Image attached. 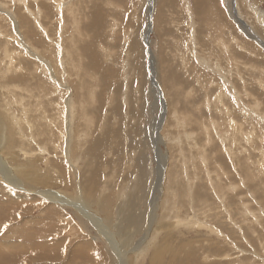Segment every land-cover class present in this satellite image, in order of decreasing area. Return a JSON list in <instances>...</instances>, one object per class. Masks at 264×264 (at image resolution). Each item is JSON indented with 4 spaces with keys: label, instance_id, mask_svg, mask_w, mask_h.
<instances>
[{
    "label": "rangeland",
    "instance_id": "1",
    "mask_svg": "<svg viewBox=\"0 0 264 264\" xmlns=\"http://www.w3.org/2000/svg\"><path fill=\"white\" fill-rule=\"evenodd\" d=\"M26 1L29 4V9L35 10L34 13L39 12L37 13L38 24L48 27V37L43 36L42 43L36 41L35 32L29 31V34L34 36V46L40 52H44L42 55L44 57L53 55L59 57V48L51 40L59 39V36L65 42L66 50L71 49V60L76 63L77 67H69L68 74H64L63 65L65 64L62 65L61 62L57 65L61 69L57 78L62 79L65 86L69 87L67 93L73 94L74 114L72 115L74 116L71 121L79 122L83 127L80 120L85 124L87 121L83 117L84 112L81 111V108H84L87 111H85V116L91 120L88 123L92 132L88 131V139L92 137L89 133L94 136L104 135L107 138L99 146L101 150L98 151L99 154L95 155L94 163L92 162L89 166L80 164L78 167L75 164L74 169L70 166L67 167L66 159L60 154V136H62L60 124L62 120L64 121V115L60 114V111L64 108L62 102L65 98L63 96L66 93L65 87L50 77L52 81L48 80L49 83L40 85L41 88L35 79L26 78L28 73L26 69H24L25 75H21V72L24 71L22 70L24 66L20 62L21 58L23 56L27 57V60L30 58L25 54L23 47L15 41L14 37L17 33L13 21L7 14L0 13V32L2 34H0V39L6 36L8 38H4V40L11 41L0 40L7 43L0 42V112L5 114L3 112L7 110L4 109L5 106L11 104L10 110L6 112L10 116L14 115L18 120L15 104L20 107L16 99L21 96L29 105L27 119L31 121L36 131L33 132L35 139L33 136V139H30V142H25L24 145H20L13 134L15 139L13 147L0 146V171L4 168L12 172L14 168L21 167L20 165H25L27 161H30L31 163L26 165L27 169L32 172L36 170L35 173L42 175L41 177L46 180V185L40 184L35 187L19 179L15 181L5 179L0 172V264H124L122 257L125 254L122 255L121 247L124 244H122L124 239L127 240V244L132 242V245L126 246L127 256H131V261L128 264H149L151 253L156 252L152 251L155 247L161 248L160 252H162L161 254L159 252L157 264H225L226 262V264H264V169L262 170L264 168V45L247 36L246 32L237 24V20L233 19L237 18L235 10L237 3L244 20L249 21L252 25L257 24L258 13H264V0H216L217 6L230 15L227 16L229 21L224 19V24L223 19H221L222 23L213 22L214 26H217L216 30L223 31L224 39H221L215 32L212 21L210 22L209 19L198 14L194 7V0H188L191 12L184 9V0H155L160 21H158L157 27L152 24L149 34L151 54H148L147 48L146 50L142 48L144 46L142 44L143 32L148 23L147 19H149L148 0H67L70 4L66 0H62V2L61 0ZM0 2L11 10H13V4L21 6V2L18 0H0ZM60 2L62 7L59 8L62 10L58 11L55 9V5ZM227 3L231 4L229 9L232 12L229 14L225 7ZM150 14L152 15V12ZM212 14L210 15L212 16ZM211 19L216 20L217 18ZM31 24L33 27L35 23L31 21ZM262 25H264V20ZM22 29L24 28L22 27ZM198 29L201 32L199 36L197 35ZM255 31L264 40V28L262 33L256 27ZM72 33L75 37L79 36L76 42L77 47L68 43ZM231 33L234 34L231 35ZM10 34L11 37L8 36ZM222 43L225 44V49L222 47ZM241 44L243 45L241 46ZM218 45L219 47H217ZM73 48H77L78 52ZM5 49L7 53L4 52ZM66 50L61 51L62 56H69ZM193 54L195 55L193 56ZM151 55L153 56L152 61L150 60ZM68 56L65 58L67 59ZM196 57H202V60L209 61L211 67L198 69L200 63L197 64ZM127 60L134 64V69L127 66ZM238 60L240 67H238ZM57 61L59 62V60ZM234 61H236L235 64ZM185 64L190 69L187 66L185 71L183 68ZM231 64L232 66L236 65V68ZM220 65L222 71L219 68ZM201 69L207 73L206 76H203L206 79L215 76L208 86L200 82L196 83V79L199 78L197 75L203 71ZM153 72L157 74V76L155 75L156 80L153 78ZM224 72L226 75L222 79L224 74L220 75V73ZM35 74L40 75L38 72ZM249 74L250 76H248ZM14 76L26 78L25 82L18 83V80L12 79ZM157 79L161 83L166 79L172 86L169 85L165 91L164 87L159 84L164 90V94H161L162 89L157 86ZM228 79H231L232 85L238 91H243L239 92L242 102L239 103L234 97L231 92L232 88L226 89V92L223 90L227 88L225 81ZM53 81H55V85ZM11 83H18L19 86H13ZM124 83L128 85V88L124 89ZM151 86H153V90H151ZM79 87L81 88L77 89ZM207 87H211L209 93L205 91ZM26 88L29 91L33 90L32 98L29 97V92L25 91ZM174 88L175 94L172 95ZM220 90L221 92H218ZM219 93H221V98L219 96L215 100L213 99L214 103H209L207 105L209 108H206V98L211 94L214 96ZM81 94L83 101L77 103ZM14 95L15 97H13ZM22 102L24 104V101ZM38 102L42 103V108L41 111L36 112ZM227 102L232 103L231 107L235 108L227 107L230 113L225 111V107L229 106ZM238 104L241 106L239 109ZM56 106L62 107L57 108ZM140 107L143 108L142 112ZM244 107L248 109H246L248 112L243 109ZM234 122L235 124H233ZM0 132L3 139L8 135L7 130L0 129ZM226 133L229 138L226 137ZM238 133L240 134L238 135ZM142 136L146 138V141L140 148L137 143L141 142V139L139 140L137 137ZM133 141L136 145L135 151L139 150V154L143 155L144 168L147 169L149 166L146 171L149 176L144 192L142 190L144 184L140 189L143 182L139 178L141 169L138 165L139 156L136 153L132 154L131 151H124V148H127ZM154 145L157 146L156 151ZM227 148L231 149L230 154ZM261 149L263 150L261 151ZM259 152L260 154H258ZM243 155L247 158H244ZM231 157L235 158L232 160ZM58 160L63 164L64 170H60L55 163ZM32 162H34L33 165ZM254 162H260V164L256 163L257 165H255ZM248 166L251 168L249 169ZM234 167L241 172V178L236 176ZM94 169L97 175H93ZM207 171L210 172L209 175L213 182H217L221 190L213 192L212 188H209L210 190L208 189L205 195L195 194V198L199 197L196 198V201L194 198V202L191 204L187 195H184L188 194V190L184 188L186 184L184 180L196 175L198 180L201 179V184H206V179L203 177ZM64 177L68 179H64ZM243 184H248V186ZM166 185L169 186V191H166L165 194L164 186ZM179 185L184 191L180 189L181 187H177ZM22 188L40 190L42 193H33V191L27 194ZM176 188L180 192L177 196L174 195ZM250 189L252 191H249ZM46 190L59 191L74 202L77 201L79 192H107L108 195L105 197H112V201L108 204L112 206L111 209L115 210L114 215L122 217L127 214V210H129L127 204L130 201L136 211L140 210L138 213L136 212L138 221L135 227H138V230L133 231L132 228L135 224L129 223L127 217L124 229H120L121 232L118 231L119 228L115 227L117 219L115 222L107 224V221L99 213L86 219L84 217L86 215L77 212L79 207L71 205V201L70 204L60 205L54 201L53 197L47 199L45 195H42ZM122 192L126 197L121 201L117 200V196ZM222 192H224V202L220 199ZM180 194L182 195L180 196ZM202 196L204 197L202 198ZM142 197L143 199H140ZM205 197L206 199H204ZM69 200L66 201L69 202ZM200 202L202 203L200 204ZM230 202L233 204L231 205ZM232 207L236 210L234 211ZM94 212V208L91 209V213ZM224 212L227 213L224 214ZM133 216L134 214L131 213L128 218L132 219ZM93 220H95L96 226L99 223L98 226L106 225L108 227L104 233L109 235V239L99 235L102 232H97L91 226ZM158 221L165 223V227L162 228ZM227 223L235 225V227ZM210 225L211 227H209ZM158 226L161 232H158L160 234H156L157 230L154 232L156 236L151 247L143 256L136 254L138 249H131L135 245L134 243H138L143 234L147 236V230L152 231L154 227L158 228ZM254 228L256 229L254 230ZM95 234L98 235L95 236ZM92 237H95V240ZM164 247L165 249H163Z\"/></svg>",
    "mask_w": 264,
    "mask_h": 264
},
{
    "label": "bare ground",
    "instance_id": "2",
    "mask_svg": "<svg viewBox=\"0 0 264 264\" xmlns=\"http://www.w3.org/2000/svg\"><path fill=\"white\" fill-rule=\"evenodd\" d=\"M71 1V0H70ZM18 2H21V6H18V5H15V4H13V7H12V9L13 10H11V9H7L4 5H3V3H1L0 2V13L1 14H7L8 15V17H10V19L13 21V24L15 25V27H14V29H15V32L17 33L16 34V37H14L15 38V41H17L18 43H19V45H21L22 47H23V50H25V54H27V56H29V60H27V57H25L24 58V56L21 58V60H20V62L23 64V69L22 70H24V69H26L27 71H28V73H27V77L26 78H32V79H35L36 81H37V84H38V86L39 87H41L40 85H42V84H44V83H49V81L48 80H51L50 79V77L52 78V79H55L56 81H58V83L59 84H61L63 87H65V95H63L65 98H64V101L62 102V106L64 107L63 108V110L62 111H60V114L62 113L63 115H64V121L62 120V122H61V124H60V126H61V130H62V132L60 131V133H62V136H60V154L62 155V157H64L65 159H66V162H67V167L69 168V166L70 167H72L73 169H74V165L76 164L77 165V167H78V165H80V164H88V166H89V164H92V162H93V160L95 159V155H97V154H99V150H101L100 148H99V146L102 144V143H104L105 142V139L107 138V136H104V135H102V136H94L93 134H91V133H89L90 134V136H92V137H90L89 139H88V137H89V135H88V131L89 130H91L90 132H92V128H91V126H90V124L88 123V121H91L89 118H87L85 115V111H86V109H84V108H81V111H83L84 112V115H83V117L85 118V119H87V121H86V124L84 123V121H82V120H80L81 121V123L83 124V127L82 126H80V124H79V122H77V123H74V122H72L71 120H73V116L74 115H72V114H74V102H73V98H72V93H67V89H69V87L66 85L65 86V83H64V81L62 80V79H59V78H57V75L60 73V71H61V69L57 66L58 64H61V62H62V65L63 64H65V65H63L64 66V74H68V69H69V67L70 68H72V67H75L76 66V63L75 62H73L72 60H71V49L69 48V49H67L66 50V48H65V42L64 41H62V39H61V37L59 36V39H55V38H53V39H51L52 41H53V43H55L57 46H58V48H59V51H60V53H58L59 54V57L58 56H54L55 57V59H54V57L52 56H50V57H44L42 54H44V52L42 51V52H40L35 46H34V36H32V35H30L29 34V31H31V32H35V35L37 36V40L36 41H38L39 43H42V41L44 40V38H43V36H47L48 37V35H47V28H46V26H44L43 24L41 25H39L38 24V22H39V16L37 15V13H39V12H37L36 11V13H34L33 11H35V10H31V9H29L28 8V2L26 1V0H18ZM61 2H62V0H61ZM61 2L60 3H57L56 5H55V9L56 10H58L59 11V7L61 6L62 7V4H61ZM64 2V1H63ZM66 2H67V0H66ZM157 2V1H156ZM156 2H155V0H148V9H149V19H147L148 20V23L146 24V27L144 28V32H143V39H142V44L144 45V46H142V48H143V50L145 49L146 50V48H147V52H148V54L150 53L151 54V50H150V40H149V34H150V31H151V27H152V24L154 25V27H157L159 24H158V21H160L159 20V18H158V11H157V8H156ZM65 3V2H64ZM68 3V2H67ZM162 3H163V1H162ZM68 4H70V3H68ZM68 4H66L67 6H68ZM217 4H218V2L216 1V0H194V7H195V9L197 10V12H198V14L199 15H203V17L204 18H206V19H209L210 20V22L212 21V23L213 22H216V23H219V22H221V19H223L222 21H223V24L225 23L224 22V19L225 20H227V21H229L228 19V17L230 16V15H227V13L225 12V10H223V9H221V8H219V6H217ZM229 5H231V4H225V7H226V11L228 12V14H229V12H232V10L231 9H229L230 7H229ZM41 6H43V5H41ZM66 6V7H67ZM184 6H185V8L184 9H186L187 11H190L191 12V7L189 6V1L188 0H184ZM210 6V7H209ZM10 7V6H9ZM39 7V6H38ZM37 7V8H38ZM46 7V6H45ZM73 8V7H72ZM40 9V8H39ZM47 9H48V7H47ZM64 9H66V8H64ZM96 9V8H95ZM15 10V11H14ZM42 10V9H41ZM62 9H60V11H61ZM235 10H236V16H237V18H233L234 20H237L236 22H238L237 24L246 32V34H247V36H249L250 38H252V39H254V40H256L257 42H259V44H263L264 45V40L263 39H261V36H260V34H258L256 31H255V27L256 28H258V30L262 33V31H263V28H264V25H262V21L264 20V13L263 12H259L258 14H259V18L257 19V24H255V25H252V24H250V22L249 21H246V20H244V18L242 17V15H241V13H240V11H239V8L237 7V3H236V5H235ZM67 11V10H66ZM72 11V10H71ZM182 11H183V9H182ZM44 12V11H43ZM152 12V15L150 14ZM155 12V14H153ZM62 13V12H61ZM211 13H213L212 14V16L210 15ZM97 14V13H96ZM231 14H233V13H231ZM257 14V15H258ZM60 15V14H59ZM62 15V14H61ZM192 15V14H191ZM38 16V17H37ZM54 17H55V15H53ZM210 16H211V18H217L216 20L215 19H211L210 18ZM228 16V17H227ZM92 17V16H91ZM99 17V16H98ZM37 18H38V20H37ZM64 18V17H63ZM94 18V17H93ZM32 19V20H31ZM40 19H41V17H40ZM49 19V18H48ZM55 19H56V17H55ZM219 19V20H218ZM42 20V19H41ZM52 20V19H51ZM60 20V19H59ZM31 21H33L35 24L33 25V27H32V24H31ZM61 21V20H60ZM97 21H98V19H97ZM192 21V20H191ZM52 22H54L53 20H52ZM96 22V21H95ZM209 22V21H208ZM198 23V22H197ZM222 23V22H221ZM220 23V24H221ZM233 23V22H232ZM58 24V23H57ZM195 24V23H194ZM36 25V27L34 28V26ZM61 25V24H60ZM116 25V24H115ZM184 25V24H183ZM187 25V24H186ZM226 25V24H225ZM224 25V26H225ZM55 26V25H54ZM54 26H52V27H54ZM190 25L188 24V27H189ZM196 26V25H195ZM219 26V25H218ZM231 26V25H230ZM233 26V25H232ZM262 26H263V28H262ZM22 27L24 28V29H22ZM75 27V26H74ZM212 27H215L214 26V23L212 24ZM217 27V26H216ZM216 27H215V30H216ZM219 27H221V25L219 26ZM108 28V27H107ZM209 28V27H208ZM237 28V27H236ZM1 29V28H0ZM62 29H63V27H62ZM194 29V28H193ZM227 29V28H226ZM35 30V31H34ZM236 30V29H235ZM78 31V30H77ZM238 31V30H237ZM241 31V30H240ZM3 32V31H2ZM195 32V31H194ZM197 35L199 36V33H201L200 31H199V29L197 30ZM203 32V31H202ZM216 33H218L219 34V36L221 37V39H224L223 37V31L222 30H216L215 31ZM5 33V32H4ZM58 33V32H57ZM196 33V32H195ZM229 33H230V31H229ZM241 33V32H240ZM0 34H1V32H0ZM7 34V33H6ZM38 34V35H37ZM234 34V33H233ZM232 33H231V35H233ZM2 35V34H1ZM1 35H0V38H1ZM177 35H179V34H177ZM231 35H229V36H231ZM8 36H10L11 37V34L10 35H8ZM190 36V35H189ZM188 36V37H189ZM192 36H193V34H192ZM242 36V35H241ZM13 37V36H12ZM39 37V38H38ZM79 37V36H78ZM78 37H75L74 36V33H72L71 35H70V39H69V41L70 42H68V43H70V45H72V46H76V42H77V39H78ZM237 37V36H236ZM246 37V36H245ZM260 37V38H259ZM4 38H8V37H4L3 36V40L2 39H0V40H2V41H6V40H4ZM13 38V39H14ZM197 38V37H196ZM232 38H233V36H232ZM242 38V37H241ZM12 39V40H13ZM228 39V38H227ZM238 39H240V38H238ZM50 40V41H51ZM185 40V39H184ZM243 40V39H242ZM8 42H11V41H9V39L7 40ZM49 41V40H48ZM195 41V40H194ZM221 41H223V40H221ZM226 41V40H225ZM229 41V40H228ZM1 42V41H0ZM33 42V43H32ZM37 42V43H38ZM219 42V41H218ZM1 43H6V42H1ZM195 43V42H194ZM193 43V44H194ZM196 43H197V41H196ZM221 43V42H220ZM230 43V42H229ZM240 43H241V41H240ZM243 43V42H242ZM7 44V43H6ZM190 44V43H189ZM223 44V46L222 47H224L225 46V44L224 43H222ZM221 45V44H220ZM227 45V44H226ZM243 44H241V46H242ZM46 46V45H45ZM189 46V45H188ZM188 46L186 47L187 49H188ZM198 46H200V45H198ZM236 46V45H235ZM238 46V45H237ZM77 47V46H76ZM184 47V46H183ZM196 47V46H195ZM217 47H219V45L217 46ZM226 47V46H225ZM225 47H224V49H225ZM229 47H231V46H229ZM46 49H47V46L45 47ZM74 49V48H73ZM223 49V50H224ZM231 49V48H230ZM62 50H66V53L67 54H69V56H68V58L66 59L65 57H67V56H62L63 54H62ZM75 50H77V48L76 49H74V51ZM227 50V49H226ZM225 50V51H226ZM240 50H241V48H240ZM239 50V51H240ZM70 51V52H69ZM228 51V50H227ZM231 51V50H230ZM235 51V50H234ZM245 51V50H244ZM4 52H6L7 53V50L5 49V51ZM24 52V51H23ZM77 52H78V50H77ZM222 53H224V52H222ZM239 53V52H238ZM16 54V53H15ZM19 54V53H18ZM227 54H229L228 52H227ZM232 54V53H231ZM234 54V53H233ZM195 54H193V56H194ZM225 55V54H224ZM230 55V54H229ZM235 55V54H234ZM238 55V54H237ZM247 55V54H246ZM16 56V55H15ZM149 57V56H148ZM230 57H232L231 55H230ZM256 57V56H255ZM58 58V59H57ZM184 58V57H183ZM206 58V57H205ZM235 58H237V57H235ZM153 60V56L151 55L150 56V60ZM176 59V58H175ZM181 59V58H180ZM179 59V61H182V60H180ZM196 60H197V64H198V62L200 63V67H198V69H200V68H209V67H211L210 66V64H209V61L207 62V61H205V60H202V57H196L195 58ZM200 59V60H199ZM204 59V58H203ZM57 60H59V62L57 61ZM61 60V61H60ZM151 60V61H152ZM192 60V59H191ZM234 60V59H233ZM236 60V59H235ZM183 62V61H182ZM218 62H219V60H218ZM217 62V63H218ZM227 62V61H226ZM235 62L236 61H234V64H235ZM126 63H127V66L129 67V68H132V69H134V64L132 63V62H129L128 60L126 61ZM153 63H155L154 61H153ZM211 63V62H210ZM216 63V62H215ZM238 63H239V60H238ZM243 63V62H242ZM241 63V64H242ZM188 64V63H187ZM212 64V63H211ZM214 64V63H213ZM220 64H221V62H220ZM230 64V63H229ZM233 64V65H234ZM9 65V64H8ZM7 65V66H8ZM189 65V64H188ZM187 65V66H188ZM227 65V64H226ZM6 66V67H7ZM33 66V67H32ZM187 66H186V64L184 65V70L186 71L187 70ZM190 66V65H189ZM188 66V67H189ZM198 66V65H197ZM231 66H232V64H231ZM236 65H234V66H232V67H235ZM242 66V65H241ZM31 67V68H30ZM77 67V66H76ZM155 67H157L156 66V63H155ZM221 67V65L219 66V68ZM229 67V66H228ZM227 67V68H228ZM238 67H240V63H239V65H238ZM19 68V67H18ZM216 68H218L217 66H216ZM224 68V67H223ZM236 68V67H235ZM154 69V68H153ZM189 69H190V67H189ZM188 69V70H189ZM193 69V68H192ZM197 69V68H196ZM204 69H201V70H203L202 72H200V75H197V77H199V78H197V77H195V78H197L196 79V83H198V82H200V83H203V85L205 84V86H208L213 80H214V78H215V76L213 77V76H210L208 79H206L205 77H203V76H206L207 75V73L206 72H204L205 70ZM211 69V68H210ZM213 69H215V68H213ZM212 69V70H213ZM225 69V68H224ZM223 69V70H224ZM239 69V68H238ZM6 70V69H5ZM9 70V69H8ZM148 70V69H147ZM217 70V69H216ZM220 70H221V68H220ZM240 70V69H239ZM14 71V70H13ZM156 71V70H155ZM219 71V70H218ZM218 71H217V73H218ZM222 71V70H221ZM220 71V72H221ZM227 71V70H226ZM233 71V70H232ZM6 72V71H5ZM8 72V71H7ZM36 72H38V73H40V75H36L35 73ZM188 72V71H187ZM190 72V71H189ZM196 72V71H195ZM239 72V71H238ZM243 72V71H242ZM18 74H19V71L17 72ZM154 73V72H153ZM194 73V72H193ZM214 73V72H213ZM230 73V72H229ZM252 73V72H251ZM221 74H224V75H222V76H224V77H222V79H224L225 78V72L224 73H220V75ZM231 74V73H230ZM241 74V73H240ZM244 74V73H243ZM21 75H25V70L23 71V72H21ZM155 75L157 76V74H155L154 73V77L153 78H155ZM229 75V74H228ZM251 75H253V74H251ZM153 76V75H152ZM151 76V77H152ZM240 76V75H239ZM248 76H250V74L248 75ZM58 77H59V75H58ZM220 77V76H219ZM230 77V76H229ZM234 77V76H233ZM244 77V76H243ZM26 78H22V77H18V76H14L12 79H14V80H18V83L20 82V81H23V82H25L24 81V79H26ZM64 79H65V77H63ZM177 78L179 79V75L177 74ZM221 78V77H220ZM227 78V77H226ZM232 78V77H231ZM245 78V77H244ZM247 78V77H246ZM249 78V77H248ZM251 78V77H250ZM254 78V77H253ZM252 79V78H251ZM255 79H256V77H255ZM254 79V80H255ZM155 80H156V78H155ZM226 80V79H225ZM231 79H228L227 81H225L226 82V86H227V88H224L223 90L225 91L226 89H230V88H232V90H231V92H232V94L234 95V97L238 100V102L240 103V102H242V100H241V98H240V96L239 95H241L239 92L241 91H238L237 90V88L236 87H234L233 85H232V82L230 81ZM253 80V79H252ZM52 81V80H51ZM153 81V80H152ZM251 81V80H250ZM249 81V82H250ZM157 86L158 87H160V89H162L160 92H162L161 94H164V90L166 91V89L168 88V86L169 85H171L170 83H168V81L165 79L162 83H161V81L160 80H158L157 79ZM160 82V83H159ZM245 82V81H244ZM252 82V81H251ZM250 82V83H251ZM257 82V81H256ZM18 83H14V84H12L11 83V85H15V86H19V85H17ZM151 83H153V82H151ZM234 83V82H233ZM246 83V82H245ZM21 84V83H20ZM36 84V85H37ZM53 84L55 85V81H53ZM162 86V87H164V90H163V88L160 86V85ZM236 84V83H235ZM251 84H253V83H251ZM239 85V84H238ZM253 85H255V84H253ZM252 85V86H253ZM37 86V87H38ZM81 87H82V85H80ZM172 86V85H171ZM256 86H257V84H256ZM81 87H79V88H77V89H80ZM123 87H125L124 89H126V88H128V85L126 84V83H124L123 84ZM238 87H240V86H238ZM262 87V86H261ZM42 88V87H41ZM121 88V87H120ZM211 87H207L206 89H205V91L207 92L208 91V93L210 92V89ZM263 88V87H262ZM154 88H153V86H151V90H153ZM251 89V88H250ZM32 90V89H31ZM243 90H244V88H243ZM249 90V89H248ZM254 90H256V89H254ZM257 90H259V89H257ZM25 91H27V92H29V97L30 98H32L33 96V90L32 91H29L28 90V88H26L25 89ZM227 91V90H226ZM225 91V92H226ZM245 91V90H244ZM71 92V91H70ZM78 92V91H77ZM172 95L173 94H175V88L172 90ZM218 92H221V90L220 91H218ZM217 92V93H218ZM241 92H243V91H241ZM249 92H251V91H249ZM37 93V92H36ZM207 93V94H208ZM215 93V92H214ZM228 93V92H227ZM256 93V92H255ZM254 93V94H255ZM14 94H16V93H14ZM19 94V93H18ZM226 94V93H225ZM253 94V95H254ZM5 95V94H4ZM214 95V94H213ZM221 95V93H219V94H216V95H214V96H212V94H211V96H208V98H206V102L207 103H205V107L206 108H209V106H207V105H209V103H214V102H212L213 101V99L215 100L217 97H219ZM222 95H223V92H222ZM231 95V94H230ZM243 95H244V93H243ZM242 95V96H243ZM251 95V94H250ZM35 96L37 97V94H35ZM176 97H177V95H175ZM256 96V95H255ZM13 97H15V95L13 96ZM12 97V98H13ZM125 97V96H124ZM161 97H162V95H161ZM174 97V96H173ZM251 97V96H250ZM253 97V96H252ZM220 98H221V96H220ZM227 98V97H226ZM257 98V97H256ZM255 98V99H256ZM164 99H165V97H164ZM17 101H18V103L20 104V107H19V105H17V104H15L16 105V108L15 109H17V117H18V120L14 117V115H12V116H10V115H8L7 114V110H10L9 108H11V104L8 106H5V108L4 109H7L6 111H3V112H5V114H3L2 112H0V129L1 130H7L8 131V135H6V136H4V139H3V135H2V133L0 132V146L1 145H6L5 147H8V148H11V147H13V143H14V135L13 134H15V136H16V140H18L19 141V143H20V145H24L25 144V142H30V139H33V132L35 131V129H34V127H33V124L31 123V121L29 120V119H27V115H29V110H28V107H29V105L28 104H26L25 103V100L20 96L18 99H16ZM227 100V99H226ZM225 100V101H226ZM230 100V99H229ZM245 100V99H244ZM247 100V99H246ZM22 101H24V104H23V102ZM82 102L83 101V95L81 94V95H79V98H78V100H77V103H79V102ZM219 101V100H218ZM228 101V100H227ZM235 101V100H234ZM252 101V100H251ZM257 101V100H256ZM221 102V101H220ZM231 102V101H230ZM230 102H227V104L229 105V106H224L225 107V111L226 112H229V109L227 108V107H231V104L232 103H230ZM246 102V101H245ZM16 103V102H15ZM127 103V102H126ZM224 103V102H223ZM225 104V103H224ZM233 104H235V105H237L236 103H233ZM258 104V103H257ZM217 106H218V104H216ZM241 105V104H240ZM256 105V104H255ZM62 106H56L57 108H60V107H62ZM222 106V105H221ZM238 106H239V104H238ZM246 106V105H245ZM36 107H38V109H37V111L36 112H39V111H41V108H42V103L41 102H38L37 104H36ZM83 107V106H82ZM143 107V106H142ZM241 106H239L238 107V109L240 108ZM257 107V106H256ZM141 108V107H140ZM214 108L215 109H217L215 106H214ZM231 108H233V107H231ZM248 108H249V106H248ZM142 110H141V112L143 111V108H141ZM233 109H235V108H233ZM232 109V110H233ZM245 111H246V109H245V107L243 108ZM33 110V109H32ZM67 110V111H66ZM237 110V109H236ZM248 110V109H247ZM27 111H28V114H27ZM87 112V111H86ZM246 112H248V111H246ZM11 113V112H10ZM230 113V112H229ZM163 114V113H162ZM225 114H227L228 115V113H225ZM239 114V113H238ZM251 114V113H250ZM63 115H62V117H63ZM231 115V114H230ZM253 115V114H252ZM257 116V115H256ZM228 118V117H227ZM233 118V117H232ZM234 119V118H233ZM256 119V118H255ZM231 120V119H230ZM232 121V120H231ZM81 124V125H82ZM232 124V123H231ZM233 124H235V122L233 123ZM214 125V124H213ZM13 126V127H12ZM230 127V126H229ZM234 128V127H233ZM12 129H13V131H14V133H13V131H12ZM231 129H232V127H231ZM207 130V129H206ZM234 130V129H233ZM242 130V129H241ZM36 132V131H35ZM225 132V131H224ZM236 132V131H235ZM235 132H231V133H235ZM238 132V131H237ZM239 132H241L240 130H239ZM243 132V131H242ZM151 133H153V131H151ZM156 133V132H155ZM218 134V133H217ZM237 134V133H236ZM235 134V135H236ZM240 133H238V135H239ZM157 135V134H156ZM223 135H224V133H223ZM230 135V134H229ZM237 135V136H238ZM231 136V135H230ZM247 136H249V135H247ZM187 137H188V135H187ZM225 137V136H224ZM226 137H228L229 138V136H227V133H226ZM152 138V137H151ZM250 138V137H249ZM34 139H35V136H34ZM88 139V140H87ZM136 139V138H135ZM137 139H141L140 141L141 142H138L137 143V146L138 147H140V146H143V143H144V141H146V138L144 137V136H142V137H137ZM157 139H158V136H157ZM227 139V138H226ZM237 139H239V138H237ZM256 139V138H255ZM254 139V140H255ZM128 140V139H127ZM229 140H231V139H229ZM56 141V140H55ZM225 141V140H224ZM246 141V140H245ZM248 141H250L249 139H248ZM227 142V141H226ZM247 142V141H246ZM3 143H5V144H3ZM127 143V142H126ZM153 144H154V142H153ZM221 144V143H220ZM246 144V143H245ZM254 144H256V143H254ZM157 145V144H156ZM229 145V144H228ZM249 145V144H248ZM135 142L133 141V143L132 144H129L128 146H127V148H124V151H131L132 152V154L133 153H136L137 154V156H139V163H138V165L140 166V175H139V178L141 179V181L143 182L142 184H141V186H140V189L142 188V186H143V184H144V186H143V188H142V190H143V192L145 191V183H146V181H147V179H148V176L149 175H147V169H149V166L147 167V169L146 168H144V161L142 160V153L141 154H139V150L138 151H135ZM241 146V145H240ZM249 146H251V144L249 145ZM248 146V147H249ZM2 147V146H1ZM233 147H235V146H233ZM141 148V147H140ZM226 148V147H225ZM228 148H230L229 146H228ZM227 148V150H228V153L230 154L232 151H230L231 149H228ZM244 148V147H243ZM251 148V147H250ZM131 149V150H130ZM248 149V148H247ZM2 150V149H1ZM43 150V149H42ZM145 150V149H144ZM154 150L156 151L157 150V146H155L154 145ZM254 150H255V147H254ZM263 149H261V151H262ZM41 151V150H40ZM44 151V150H43ZM153 151V150H152ZM226 151V150H225ZM246 151V150H245ZM25 152V151H24ZM243 152V151H242ZM241 152V153H242ZM253 152V151H252ZM253 153H256V152H253ZM34 154V153H33ZM41 154V153H40ZM226 154V153H225ZM228 154V155H229ZM258 154H260V152L258 153ZM257 154V155H258ZM234 155V154H233ZM245 155V154H244ZM243 155V156H244ZM251 155V154H250ZM254 155V154H253ZM255 156V155H254ZM264 156V155H263ZM263 156H262V158H263ZM58 157V156H57ZM107 157V156H106ZM210 157V156H209ZM247 158V156H244V158ZM258 157V156H257ZM97 158V157H96ZM233 158H235V157H231V159L233 160ZM251 158H253V157H251ZM259 159H261V158H259ZM230 160V159H229ZM241 160V159H240ZM247 160H249V159H247ZM4 161V160H3ZM2 161V162H3ZM246 161V160H245ZM244 161V162H245ZM257 161V160H256ZM248 162V161H247ZM261 162V161H260ZM260 162L258 163V162H256V163H258V164H260ZM263 162V161H262ZM27 164H25V165H20L21 167H17V168H14L13 170H12V172L10 171V170H5L4 168L0 171L1 172V175H2V177H4L5 179H8V180H16V179H19V180H21L22 182H26V183H29V184H32V186H35V187H38L40 184L41 185H46V180L45 179H43L41 176L42 175H39L38 173H35L36 172V170H35V172H32L31 170H28L27 169V166L26 165H29V163H31L30 161H27L26 162ZM33 163L34 162H32V165H33ZM56 164H57V166L59 167V169L60 170H64V167H63V164L60 162V160H58V161H56L55 162ZM94 163V162H93ZM230 163H231V160H230ZM233 163H234V161H233ZM238 163V162H237ZM246 163V162H245ZM255 163V162H254ZM255 163V165H257ZM264 163V162H263ZM262 163V164H263ZM65 164V163H64ZM232 164V163H231ZM148 165V164H147ZM243 165H244V163H243ZM250 165V164H249ZM252 165H254V164H252ZM264 165V164H263ZM165 166V165H164ZM219 166V165H218ZM225 166V165H224ZM235 166V165H234ZM239 166V165H238ZM237 166V167H238ZM262 166V165H261ZM260 166V167H261ZM76 167V166H75ZM77 167H76V169H77ZM236 167V166H235ZM234 167V169L233 170H235L234 172L237 174L236 176L238 177V178H241V172L238 170V169H236ZM241 167V166H240ZM246 168H247V165L245 166ZM259 167V166H258ZM257 167V168H258ZM208 168V167H207ZM227 168V167H226ZM244 168V167H243ZM248 168H249V166H248ZM250 168H251V166H250ZM249 168V169H250ZM165 169V168H164ZM219 169H220V167H219ZM219 169H216V171H219ZM242 169V168H241ZM264 168H262V170H263ZM165 170H167V169H165ZM207 170V169H206ZM248 170V169H247ZM258 170H259V168H258ZM261 170V171H262ZM229 171H230V169H229ZM244 171V170H243ZM249 171H251V170H249ZM260 171V172H261ZM75 172V171H74ZM138 172V171H137ZM184 172V171H183ZM185 173V172H184ZM197 173H198V171H197ZM202 173H203V171H202ZM222 173V172H221ZM225 173V172H224ZM235 173H233V174H235ZM97 175V172H96V170L94 169V173H93V175ZM165 174V173H164ZM205 174V173H204ZM210 172L208 173V171L206 172V174L204 175V179H206V184L205 183H202L201 184V179L200 180H198L195 176H190V177H188L187 179H185L184 180V182H186V184H185V189H187L188 190V194H184V195H187V197L190 199V202H191V204H193V202H194V198H195V194H198L199 195V193H200V196L202 195V194H207V190L209 189V188H212V191L213 192H218V191H220L221 190V188H219V185H218V183L217 182H213V179L210 177ZM228 174V173H227ZM233 174H230V175H233ZM244 174V173H243ZM248 174V173H247ZM256 174V173H255ZM200 175V174H199ZM225 175H226V173H225ZM259 175V174H258ZM261 175V174H260ZM214 176V175H213ZM67 177V176H66ZM66 177H64V179H68V178H66ZM95 177V176H94ZM197 177H199V176H197ZM221 177H224V176H221ZM231 177H233V176H231ZM73 178H75V176H73ZM98 178H99V176H98ZM220 178V177H219ZM225 178V177H224ZM223 178V179H224ZM238 178H237V180H238ZM242 178H243V175H242ZM252 178V177H251ZM212 179V181H210ZM218 179V178H217ZM226 179V178H225ZM235 179V178H234ZM187 180H189V181H187ZM253 180H255L254 178H253ZM218 181H220V180H218ZM226 181V180H225ZM235 181V180H234ZM238 181H240V180H238ZM237 181V182H238ZM245 181V180H244ZM251 181H252V179H251ZM5 182H7V181H5ZM11 182V181H10ZM236 182V183H237ZM235 183V182H234ZM241 183V182H240ZM249 183V182H248ZM177 184H178V182H177ZM85 185L87 186V183L85 182ZM181 186H183L182 184H180ZM177 186V187H181V186ZM210 185V186H209ZM244 185V184H243ZM245 185H247L248 186V184H245ZM244 185V186H245ZM264 185V184H263ZM16 186H18V187H21V186H19V185H16ZM131 186V185H130ZM221 186V185H220ZM255 186H257V185H255ZM240 187V186H239ZM236 188V187H235ZM234 188V189H235ZM250 188V187H249ZM22 189H24V188H22ZM37 189V188H36ZM102 189V188H101ZM180 189H183L182 187L180 188ZM26 192H27V194L29 193V192H33V193H42V192H40V190H27V189H24ZM44 190V189H43ZM173 190V189H172ZM171 190V191H172ZM175 190V192H174V195L175 196H177L178 195V193H180L179 191H178V189L176 188V189H174ZM186 190V191H187ZM210 190V189H209ZM239 190V189H238ZM246 190V189H245ZM94 191V190H93ZM166 191H169V186L168 185H166V186H164V193L166 194ZM183 191H184V189H183ZM249 191H252L251 189L249 190ZM212 192V193H213ZM232 192V191H231ZM243 192V191H242ZM246 192V191H245ZM168 193V192H167ZM186 193V192H185ZM221 193V192H220ZM31 194V193H30ZM123 194H124V192H122V193H119V195L117 196V200H123L125 197H126V195H124L123 196ZM211 194V193H210ZM216 194V193H215ZM237 194V193H236ZM240 194V193H239ZM248 194V193H247ZM42 195H45L46 197H47V199H50V197H53V199H54V201L55 202H57V203H59L60 205H65V204H70V201H71V205L73 204V206L74 205H77L78 207H79V211H77V212H79L80 214H84V215H86V216H84V217H86V219H88V218H91L90 216H92V215H95L96 213H99V214H101L103 217H104V219H105V221H107V224L108 223H111V222H115V219H117L118 220V222H117V226H115V227H117V228H119V230L118 231H120V229H124V226H125V224H126V217H127V220L129 221V223H132V224H135L134 225V228H132L133 229V231H137L138 230V227H135L136 226V222L138 221V216H137V214H136V212L138 213V211H140L139 209L136 211L135 210V207H134V205L130 202V201H128V204H127V208H129V210H127V214L124 216V217H122V216H120V215H114V213H115V210L112 208L111 209V205L110 204H108V203H110L111 201H112V197H105L106 195H108L107 194V192H100V191H98V192H92V191H88V192H79V194H78V197H77V201L76 202H74V201H72V200H69L70 198L68 197V196H65L63 193H60L59 191L57 192V191H47L46 190V192L44 193V194H42ZM146 195V194H145ZM182 194H180V196H181ZM220 195V194H219ZM219 195H217V196H219ZM252 195V194H251ZM259 195H261V194H259ZM174 196V197H175ZM179 196V197H180ZM197 196V195H196ZM209 196V195H208ZM216 196V195H215ZM184 198H186L185 196H183ZM199 197V196H198ZM198 197H196V198H198ZM204 196H202V198H203ZM211 197V196H210ZM209 197V198H210ZM222 197V198H221ZM236 197V196H235ZM196 198H195V201H196ZM208 198V197H207ZM212 198H213V196H212ZM214 198H216V197H214ZM237 198V197H236ZM252 198H254V197H252ZM260 198V197H259ZM263 198V197H262ZM140 199H143V197L142 198H140ZM139 199V200H140ZM146 199V198H145ZM187 199V198H186ZM185 199V200H186ZM188 199V200H189ZM204 199H206V197L204 198ZM211 199V198H210ZM220 199H222V201L224 202V192H222V195L220 196ZM66 200H69V202H67ZM130 200V199H129ZM181 200V199H180ZM199 200H200V198H199ZM202 200V199H201ZM236 200H238V198L236 199ZM164 201V200H163ZM187 201V200H186ZM185 201V202H186ZM198 201V200H197ZM207 201H208V199H207ZM218 201V200H217ZM227 201V200H226ZM225 201V202H226ZM234 201H235V198H234ZM233 201V202H234ZM78 202V203H77ZM183 202V201H182ZM184 202V204H186ZM203 202V201H202ZM202 202H200V204L202 203ZM229 202V201H228ZM237 202H239V201H237ZM125 204H126V202H124ZM181 203V202H180ZM207 203V202H206ZM231 203V202H230ZM235 203V202H234ZM165 204V203H164ZM182 204V203H181ZM189 204V203H188ZM197 204V203H196ZM217 204H219V203H217ZM216 204V205H217ZM223 204V203H222ZM233 203H231V205H232ZM241 204V203H240ZM176 205V204H175ZM203 205V207H204V204H202ZM208 205H210L209 203H208ZM220 205V204H219ZM230 205V204H229ZM166 206V205H165ZM186 206V205H185ZM185 206H183V207H185ZM201 206V205H200ZM205 206H207V205H205ZM115 207H118V205H115ZM187 207V206H186ZM185 207V208H186ZM195 207H196V205H195ZM198 207V206H197ZM203 207H200V208H202L203 209ZM224 207V206H223ZM73 208V207H72ZM75 208V207H74ZM77 208V207H76ZM94 208V210H95V212L94 213H91V209H93ZM180 208H182V207H180ZM192 208V207H191ZM200 208H197V209H200ZM225 208V207H224ZM231 208V207H230ZM137 209V208H136ZM167 209V208H166ZM205 209V208H204ZM210 209H213V207H210ZM232 209H233V207H232ZM76 210V209H75ZM207 210V209H206ZM206 210H203V212H206ZM221 210V209H220ZM219 210V211H220ZM231 210V209H230ZM234 211L236 210V209H233ZM217 211H218V209H217ZM227 211H228V209H227ZM245 211V210H244ZM82 212V213H81ZM135 212V213H134ZM229 212V211H228ZM232 212V211H231ZM246 212V211H245ZM134 214V216H133V218L132 219H130V218H128V215L129 214ZM197 213V212H196ZM199 213V212H198ZM202 213V212H201ZM222 213V212H221ZM227 213V212H226ZM225 212H224V214H226ZM82 214V215H83ZM112 214V215H111ZM200 214V213H199ZM205 214V213H204ZM223 214V215H224ZM230 214V213H229ZM155 215V214H154ZM197 215V214H196ZM201 215V214H200ZM211 215V214H210ZM214 215V214H213ZM228 215V214H227ZM226 215V216H227ZM165 217V216H164ZM167 217V216H166ZM217 217V216H216ZM159 218H161V217H159ZM66 219V218H65ZM95 219V218H94ZM97 219V218H96ZM220 219V218H219ZM244 219V218H243ZM102 220V219H101ZM139 220H140V218H139ZM157 220V219H156ZM163 220V219H162ZM175 220H176V218H175ZM226 220H228V219H226ZM240 220H242V219H240ZM251 220V219H250ZM66 221V220H65ZM94 221V222H93ZM92 222H93V225H92V223H91V226H93L95 229H96V231L97 232H102V234H99V235H102L103 237H106V238H108L109 239V235L107 236V234L106 233H104V230H106L108 227L105 225V226H98L99 225V223L97 224V226H96V223H95V220H93ZM153 221V220H152ZM193 221V220H192ZM90 222V221H89ZM159 222V221H158ZM237 222V221H236ZM242 222V221H241ZM177 223H178V221H177ZM194 223V222H193ZM231 223V222H230ZM156 224V223H155ZM159 224H161V227L162 228H164L165 227V223H160L159 222ZM228 224V223H227ZM232 224V223H231ZM231 224H228V225H231ZM235 224H237V223H235ZM248 224V223H247ZM254 224H256V223H254ZM168 225V224H167ZM178 225V224H177ZM183 225V224H182ZM181 225V226H182ZM200 225V224H199ZM252 225V224H251ZM121 226H123V227H121ZM151 226V225H150ZM169 226V225H168ZM188 226V225H187ZM232 226V225H231ZM156 227V226H155ZM153 228L152 229V231L149 229V230H147V236L146 235H142L140 238H139V241H138V243H134L135 245L131 248V249H138V253H136V254H139V256H143L145 253H146V251L151 247V245L153 244L152 242H153V240L155 239V234H154V232L156 231V234L158 233V232H161L160 231V228H159V226H158V228ZM198 227V226H197ZM200 227V226H199ZM203 227V226H202ZM205 227V226H204ZM209 227H211V225L209 226ZM213 227V226H212ZM232 227H235V225L234 226H232ZM146 228H147V226H146ZM236 228H238L237 226H236ZM240 228V227H239ZM148 229V228H147ZM202 229V228H201ZM213 229V228H212ZM243 229V228H242ZM256 228H254V230H255ZM162 230V229H161ZM211 230V229H210ZM151 231V232H150ZM163 231V230H162ZM253 231V230H252ZM107 232H108V230H107ZM121 232V231H120ZM167 232V231H166ZM214 232V231H213ZM254 232V231H253ZM149 233H150V235H149ZM212 233V232H211ZM238 233H239V230H238ZM258 233V232H257ZM109 234V233H108ZM158 234H160V233H158ZM96 235H98V234H95V236ZM184 235V234H183ZM225 235V234H224ZM242 235V234H241ZM240 235V236H241ZM149 236V237H148ZM243 236V235H242ZM100 237V236H99ZM120 238H121V236H119ZM127 237H129V236H127ZM148 237V238H147ZM234 237H235V235H234ZM234 237H233V239H234ZM237 237V236H236ZM260 237V236H259ZM263 237V236H262ZM97 238V237H96ZM92 239H94L95 240V237H92ZM99 239V238H98ZM146 239H148L147 241H146ZM239 239V238H238ZM241 240H242V238H240ZM259 239V238H258ZM261 239V238H260ZM263 239V238H262ZM155 241V240H154ZM137 242V241H136ZM207 242V241H206ZM229 242V241H228ZM242 242V241H241ZM124 243V244H123ZM152 243V244H151ZM226 243H227V241H226ZM230 243V242H229ZM110 244H112L111 242H110ZM122 244L123 245H121V247H122V255H123V253L125 254V256L124 257H122V260L124 261V264H128V262L129 261H131V256L129 257V256H127V252H126V248L128 247V246H130V245H132V242H130V243H128L127 244V240L126 239H124L123 240V242H122ZM228 244V243H227ZM7 245V244H6ZM83 245V244H82ZM113 245V244H112ZM127 246V247H126ZM116 247V246H115ZM239 248H241V247H239ZM115 249V248H114ZM113 249V250H114ZM160 249L161 248H158V247H155V248H153V250L152 251H156V252H152L151 253V257H150V261H149V264H157L156 262H157V257H158V255H159V252H160ZM163 249H165V247L163 248ZM169 249V248H168ZM118 250V249H117ZM172 250H173V248H172ZM214 250V249H213ZM234 250V249H233ZM215 251V250H214ZM232 251V250H231ZM225 252V251H224ZM233 252V251H232ZM162 252H160V254H161ZM237 253V252H236ZM116 254V253H115ZM226 254L228 255V253L226 252ZM225 254V255H226ZM117 255H118V253H117ZM139 256H138V258H139ZM161 256V255H160ZM229 256V255H228ZM231 256V255H230ZM137 258V259H138ZM224 258H225V256H224ZM227 258V257H226ZM232 258V257H231ZM160 259V258H159ZM229 259V258H228ZM4 260V259H3ZM141 260V259H140ZM226 260V259H225ZM158 261H160V260H158ZM227 261V260H226ZM1 262H3V261H1ZM117 262H119V261H117ZM223 262V261H222ZM221 262V263H222ZM121 263V262H120ZM227 263V262H226ZM225 263V264H226ZM229 263V262H228ZM122 264V263H121ZM213 264V263H212Z\"/></svg>",
    "mask_w": 264,
    "mask_h": 264
}]
</instances>
